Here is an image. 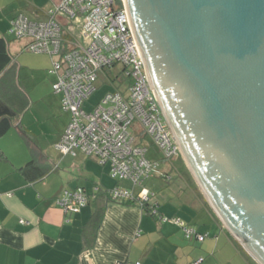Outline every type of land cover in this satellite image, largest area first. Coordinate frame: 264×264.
Segmentation results:
<instances>
[{
	"label": "water",
	"instance_id": "water-1",
	"mask_svg": "<svg viewBox=\"0 0 264 264\" xmlns=\"http://www.w3.org/2000/svg\"><path fill=\"white\" fill-rule=\"evenodd\" d=\"M164 121L226 231L264 264V0H124Z\"/></svg>",
	"mask_w": 264,
	"mask_h": 264
},
{
	"label": "crops",
	"instance_id": "crops-1",
	"mask_svg": "<svg viewBox=\"0 0 264 264\" xmlns=\"http://www.w3.org/2000/svg\"><path fill=\"white\" fill-rule=\"evenodd\" d=\"M11 1L0 0V37L8 42V52L16 62L11 46L18 52L25 48L27 40L23 43L7 40L10 19L18 12L32 19H44L53 6H38L33 0H27L26 10L20 4L14 9ZM14 123L22 139L24 131L18 128L19 118ZM2 138L0 264H190L198 259V264H257L226 231L192 177L184 178L183 186L174 189L171 196L178 199L175 206H163L155 197L151 202L155 203L159 215L178 217L198 233L205 234L201 241L194 236L186 238L179 226L148 214L137 201L125 204L89 199L78 213L66 214L53 202L65 183L71 186L69 189L81 187L92 194L95 186L110 188L120 185V180L113 179L109 183L104 172L93 171L87 159H79L78 163H71L76 172L66 181L51 178V169L42 178L27 182L16 170L28 161L27 149L16 136L11 137V141ZM61 156L77 158L79 152L75 156ZM51 166L53 168V164ZM171 166H163L160 171L165 174L158 176L169 178ZM101 167L108 173L107 165ZM98 208L101 214L94 219L97 220L95 225L90 220Z\"/></svg>",
	"mask_w": 264,
	"mask_h": 264
},
{
	"label": "built area",
	"instance_id": "built-area-1",
	"mask_svg": "<svg viewBox=\"0 0 264 264\" xmlns=\"http://www.w3.org/2000/svg\"><path fill=\"white\" fill-rule=\"evenodd\" d=\"M79 18L83 21L80 37L73 31ZM8 33L27 40L28 51L46 53L51 58L48 71L55 76L52 90L61 95V107L70 113L55 148L62 155L81 152L98 164L107 165L111 178L129 179L132 186L142 185L137 193L132 186L120 185L107 188L106 193L116 201L149 202L150 211L159 220H169L182 229L186 238L194 236L201 241L205 234L180 218L159 215L151 202L154 192L143 185L152 173L162 177L165 174L159 170V160L148 159L149 146L153 145L165 160L179 154V147L149 86L125 1L60 0L44 19L16 13L10 19ZM115 63L127 81L126 93L108 91L90 110L83 109V101L95 90V81L105 78L106 70ZM91 196L81 187L63 188L53 202L66 214H73ZM199 262L198 259L190 264Z\"/></svg>",
	"mask_w": 264,
	"mask_h": 264
},
{
	"label": "rangeland",
	"instance_id": "rangeland-1",
	"mask_svg": "<svg viewBox=\"0 0 264 264\" xmlns=\"http://www.w3.org/2000/svg\"><path fill=\"white\" fill-rule=\"evenodd\" d=\"M33 1L35 4H38V6L44 7H52L54 4L57 5L60 2V0ZM11 2L12 6L15 7L14 9H16V7L20 4L24 7L23 9L26 10L27 0H13ZM82 23V19L79 18V20L76 21V27H74L73 30L79 37L82 35ZM6 38L11 42L14 41L16 43H23L24 40L16 39L15 36L8 33L6 34ZM9 38H13V40ZM11 51H13L12 55L17 62L18 79L29 96L28 105L19 116L18 128L24 131L25 135L21 139L17 133L16 127H14L15 123L13 122L12 127L6 135H4L3 138L1 136V138L3 140L11 141L10 138H14V136H16L18 138V142H21L20 144L27 149L29 155L28 160L31 156L29 151L31 148H34V150L38 153H42L44 156L46 153L50 159L48 167L53 164V168L49 172L51 173V178L57 180L58 182L61 180L62 182L66 181V179L71 178L69 175L76 172L75 167L71 166V163L75 164L79 162V159H87L92 170L98 171L100 174L101 172H104L109 179V183H111L113 179H111L110 175L106 173L105 168L101 167L102 165L98 164L94 159L89 157L86 158V156L81 152H79V157L77 158H72L70 156L62 157L61 153L54 146V143L57 141L69 122L70 113L61 107V95L59 93H54L52 90L51 84L53 80H55V76L48 71L51 67V60L49 56L46 53H33L25 48L23 50H18V52H14L15 50L13 46H11ZM119 67L120 65L118 64L117 68ZM115 89L126 93L127 81H120L118 79L111 83L106 79L103 80L102 77H98L95 81V90L88 96L87 99L83 101L82 108L90 110L101 100L102 96L106 92L114 91ZM27 139L29 142L28 144L26 142ZM146 155L150 160H159V170H163V166L168 167V165L172 164L171 168L173 170L169 173V178L164 179L161 176L159 177L157 173H152L151 176L143 182V185L148 188L149 191L154 192L155 199L159 200L161 205L175 206L178 199L175 196H171L174 189L177 186H183L185 179L192 177L183 160V157L180 154H176L170 159L165 160L162 158L161 154L156 151L153 145L149 146ZM47 156L45 157L47 158ZM59 158L65 159L61 161ZM76 168L79 170V167ZM154 180L156 181L155 184L150 185V182H153ZM120 185H127L131 187L132 183L129 179H120ZM69 187L71 186H67L65 183V187L63 188ZM132 187L134 189V193H137L141 189L142 185L137 184ZM186 191L189 192L188 190ZM180 214L181 212H179V215ZM168 221L169 220H167V222Z\"/></svg>",
	"mask_w": 264,
	"mask_h": 264
},
{
	"label": "trees",
	"instance_id": "trees-1",
	"mask_svg": "<svg viewBox=\"0 0 264 264\" xmlns=\"http://www.w3.org/2000/svg\"><path fill=\"white\" fill-rule=\"evenodd\" d=\"M7 43L8 42L3 37H0V137L4 135L12 127V123L19 118L21 112L27 107L29 98L28 93L18 79L17 65L8 52ZM117 65L118 64L115 63L112 69L106 70L105 78L108 82L112 83L118 79L120 81L123 80L121 68H117ZM105 78L102 77L103 80H105ZM24 135L25 133L23 132L21 136ZM26 142L27 144L29 143L28 139ZM29 151L31 155L30 159L24 163V165L16 168V170L27 182H34L48 173L52 169V166L48 167L47 158L42 153H38L34 148H31V150L29 149ZM95 187L96 190H93L90 199L101 198L104 201L122 202L125 204L135 202V200H113L107 195V188L98 185ZM140 207L148 214L155 217L150 211L149 202L140 204ZM100 212L98 208L92 213V220L90 221L95 225L97 220L94 219L101 214Z\"/></svg>",
	"mask_w": 264,
	"mask_h": 264
}]
</instances>
